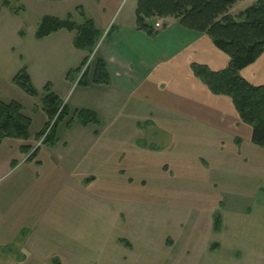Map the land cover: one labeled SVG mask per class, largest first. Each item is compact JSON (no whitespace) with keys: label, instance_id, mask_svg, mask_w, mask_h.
<instances>
[{"label":"rangeland","instance_id":"1","mask_svg":"<svg viewBox=\"0 0 264 264\" xmlns=\"http://www.w3.org/2000/svg\"><path fill=\"white\" fill-rule=\"evenodd\" d=\"M9 1L16 13L0 12V102L22 107L31 120L30 143L35 147L41 142L33 140L44 117L33 115L32 107L39 103L42 90L35 87L39 96L30 97L13 85L12 78L26 66V53L42 17L71 14L81 24L77 10L90 15L91 1ZM79 93L71 92L62 101L70 111ZM132 112L125 106L115 110L116 124L110 125L106 139L119 145L114 144L107 158H100L98 168L109 163L94 172L95 181L88 186L69 184L71 192L63 200L33 214L29 235L34 233V243L21 264H51L53 258L61 264H264V161L240 163L231 155L233 147L226 137L219 139L225 146L221 152V142L214 136L167 130L170 123L163 116L157 117V130L137 127ZM65 126L66 120L59 122L57 131L64 132ZM140 144L155 146L159 152ZM255 150L264 157V150ZM163 166L169 171L164 172ZM22 172L17 167L0 181L1 189L14 188L16 196L6 202L12 210L20 207L18 203L35 202L38 195L16 184ZM64 181L49 180L57 188ZM36 186L40 193L48 185ZM46 199L40 194L38 203L45 205ZM217 215L221 231L214 233ZM214 245L217 249L211 251Z\"/></svg>","mask_w":264,"mask_h":264},{"label":"crops","instance_id":"2","mask_svg":"<svg viewBox=\"0 0 264 264\" xmlns=\"http://www.w3.org/2000/svg\"><path fill=\"white\" fill-rule=\"evenodd\" d=\"M90 1V15L83 14L93 22L103 37L110 30L108 40L102 38L89 55L73 48V33L59 31L42 40H35L27 50L24 64L34 89L42 90L39 103L32 107L33 115L40 113L44 117L37 133L48 122L40 107L43 89L47 85L61 102L71 92L75 94L80 91L73 100V111L65 106L70 114L66 121L74 111L87 110L96 115L98 126L81 127L74 120L70 128L65 126L64 132L57 131L56 127V143L52 147H33L30 134L25 142L3 141L0 146V181L18 167L23 172L16 184L28 191L33 190V196L38 195L35 202L18 203L20 207L12 210V205L6 202H12V196H16L14 188H0V264L23 263L25 255L31 252V243H34V233L29 235L35 224L32 223L33 214L42 212L45 206H53L56 200H63L71 192L69 184L88 186L97 177L94 172L97 169L104 170L108 165L109 162H104L98 168L103 162L100 158H107L113 153L114 144L119 145L106 139V133L111 124L115 126V110L118 112L122 106L128 110L134 109L133 122L137 127L141 128L142 125L143 128L157 130V117L163 116L162 119L170 123L167 130H197L214 136L218 141L226 137L233 147L231 155L240 163L264 161V157L255 150L256 146L250 142L251 129L240 122L231 101L226 97L211 95L190 70L191 65H198L211 72H219L229 63L228 57L217 50L205 34L186 30L177 21L169 19L158 20L161 26H166L150 38L135 28L137 0H127L123 11L120 8L126 0ZM256 1L243 0L235 4L228 14L234 18ZM117 14L122 15L119 20H114ZM91 56L92 61L99 58L105 62L109 84L83 88L77 86L76 81L68 82L66 74L79 68L82 61ZM19 57L23 61L24 56ZM239 76L253 87L264 88V53L253 64L241 70ZM38 96L37 91L34 98ZM218 141L216 143L219 144ZM220 142L222 152L225 146ZM139 146L149 152H159L152 145ZM22 147H29V154L38 148L31 162L26 161L29 155L20 152ZM200 160L208 167L207 161ZM163 171L168 172V166H163ZM119 172L124 173L122 170ZM50 179L65 181L62 187L57 188L49 182ZM43 183L48 186L38 193L40 189L36 185ZM40 194L47 195V204L38 203ZM33 203H37V207L32 206ZM51 264L61 262L53 258Z\"/></svg>","mask_w":264,"mask_h":264},{"label":"trees","instance_id":"3","mask_svg":"<svg viewBox=\"0 0 264 264\" xmlns=\"http://www.w3.org/2000/svg\"><path fill=\"white\" fill-rule=\"evenodd\" d=\"M243 0H137L135 10V28L146 36L153 38L159 31L154 30L158 20H175L182 28L205 34L214 47L225 54L229 63L219 72H211L204 66L191 65L193 76L198 79L213 96L226 97L238 115L240 122L251 129V144L264 150V88L253 87L239 76V72L253 64L264 53V0H257L255 4L231 17L228 12L237 3ZM11 2L2 0V8L11 10ZM83 19L81 24L73 22L71 15L64 19L44 16L36 26L35 40H42L59 31L73 33L72 46L75 50L91 55L97 43L103 38L108 40L109 32L104 37L96 30L91 20L85 19L83 13L78 11ZM166 25H162V29ZM23 35V34H20ZM89 58L82 61L79 68L66 74L68 82H75L77 86H107L109 75L105 62L96 58L81 74ZM81 74V75H80ZM22 92L30 97H36L37 91L31 84L25 67L14 76L12 80ZM41 111L48 119L42 131L36 134V140H42V146L52 147L56 143L55 130L59 122L65 121L69 116L67 108L56 95L50 92L49 86L43 89ZM76 120L81 127L88 125L98 126L96 115L87 110L74 111L66 121L70 128ZM31 120L22 114V107L15 103L0 102V146L5 140L25 142L29 138ZM30 153L29 147L20 148L22 154H29L26 161L31 162L35 152ZM221 231V218L215 216L213 232ZM127 245V244H126ZM168 245V244H167ZM128 246V245H127ZM217 245L211 247V251Z\"/></svg>","mask_w":264,"mask_h":264},{"label":"built area","instance_id":"4","mask_svg":"<svg viewBox=\"0 0 264 264\" xmlns=\"http://www.w3.org/2000/svg\"><path fill=\"white\" fill-rule=\"evenodd\" d=\"M161 29H162V26L159 24V22L155 23V25H154V30H156V31H160ZM88 65H89V62L85 65L83 72L86 70V68L88 67ZM42 140H43V139H41L40 144L42 143ZM40 144H38L37 147H38Z\"/></svg>","mask_w":264,"mask_h":264}]
</instances>
